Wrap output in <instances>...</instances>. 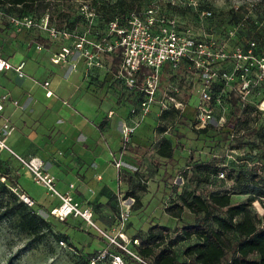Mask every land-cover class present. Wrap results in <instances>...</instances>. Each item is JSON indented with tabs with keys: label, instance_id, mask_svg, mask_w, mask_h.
<instances>
[{
	"label": "rangeland",
	"instance_id": "374dc122",
	"mask_svg": "<svg viewBox=\"0 0 264 264\" xmlns=\"http://www.w3.org/2000/svg\"><path fill=\"white\" fill-rule=\"evenodd\" d=\"M178 1L181 3L174 8L168 7L165 0H143L140 6L144 9L156 5L162 13L178 20L181 29L189 28L197 38H213L219 43L226 44L228 48L244 44L245 40L252 37L254 33L260 35V40L264 45V0ZM86 3L87 6L84 10L81 9V3L76 1L52 3L49 9L43 11L35 8L32 13L26 15L35 18L38 23L42 17L48 16L54 19L52 23H48L49 27L57 31H66L68 28L58 23L57 13L59 11L67 12L72 17L71 19L80 17L79 23L75 25L71 34L87 33L98 39V10L91 5L90 0ZM254 8H258L261 15H252L251 10ZM85 10L93 14L91 18L84 15ZM206 11L211 12V16L203 15ZM248 15L251 17L248 18ZM13 16H15L14 11L7 5L0 6V56L9 58L16 52H23L26 56L28 55V64H32L33 56L36 54L34 52L36 43L42 46V50L52 48L56 53H59L62 47L73 48L74 37H58L56 40L50 39L48 42L45 33L38 28L16 32L9 24V18ZM251 24L255 28L251 27ZM38 36L47 42L38 43L37 38H40ZM40 56H47L46 51ZM111 56L102 55L101 63L110 64ZM18 57L20 55L15 54L14 59L16 60ZM79 61L77 54L70 64H79ZM44 64H49L48 56ZM116 70L115 68V73ZM166 71L164 70L160 80L158 98L162 96L163 92L168 93L176 88L178 90L177 99L183 105V109L180 111L182 115L171 120L161 121L158 116L148 114L139 121V124L142 123L143 126L147 125L149 128L148 147L140 149L137 153L139 158L133 159L136 160V163L132 162V174L136 178L132 179V189L128 191L123 185L122 192L119 190L118 194L120 199L125 201V205L133 203L129 201L131 200L128 197L129 194H133L139 199L132 205L128 222L121 226L118 221L119 202L113 211L104 213L100 211L99 214L98 203L94 199L89 202L94 211L92 221L97 227L101 228L102 225L96 217L107 220L109 217L114 218L112 226L108 227L106 232L112 237L121 230L128 241L135 238L137 232L143 233L155 224L167 228L172 233L173 229H179L194 221V217L188 211H184L180 219H175L166 213L172 202L176 201L177 193L182 188L194 190L204 196L215 189L229 190L231 203L237 204L247 198V194L240 193L249 192L252 177L264 174V112L253 108L250 110V114L240 116L237 109L238 100L231 94L224 102L226 112L222 113L224 116L223 125H220L221 115L217 114L209 124V130L197 133L191 129L187 117H191L198 103L199 79L183 66L176 71ZM55 82L57 83V81ZM102 82L99 80L95 82L98 91H103V94L98 93V105L103 101L102 109L105 111L110 107L118 109L119 104L122 107L127 102V91L118 84L108 83L109 85L106 86V82ZM106 92L113 96L108 97ZM132 102L134 104V100ZM255 110L256 113H254ZM151 111L158 110L153 106ZM135 121L137 118H133V122L126 125H133ZM158 126L165 128L166 132L159 134ZM57 127L60 126L57 125ZM227 130L229 133H225ZM160 135L168 137L172 144L176 145L171 160L160 158L156 154L157 144L161 139ZM225 135L228 136L225 137ZM58 136V132H55L54 141L57 138L59 141ZM53 143L49 149L52 148L53 151H56L59 146L58 144L53 146ZM129 144L123 148V163H125L123 157L128 151ZM6 153L5 155L0 154V173L5 172L10 178H13L22 164L17 158ZM25 159L27 158L23 160ZM125 164L129 169V163ZM204 164L223 169L220 173H223L224 177L219 178V173L217 178H209V184L200 181L199 178H202L203 175H199L196 170L197 166ZM241 177H243V183L239 184L238 180ZM22 182L34 194L39 195L40 203L48 201L56 202V206L59 205V203L57 204L58 199L50 196L46 188L34 185L25 175L22 177ZM1 185L5 186V191ZM15 190L20 192L18 187L10 186L8 180L0 178V264H6L9 260L11 264H91L88 260L93 254L99 252L98 250H107L112 254L118 253V250L109 245L107 239L98 237L96 230L81 219H71L63 224L53 218L48 211H40L36 205L33 207L21 205ZM24 206L27 210L34 211L48 224L39 237L35 238L20 229L19 214ZM7 208L10 209L9 212L5 210ZM252 208L259 216L263 214L258 202H254ZM172 234L174 235V233ZM117 240L121 239L117 237ZM194 242H196L194 237L188 240H179L173 250L180 255L187 246ZM127 247L133 251L132 243H128ZM133 260L127 254L123 256V261L126 264H138ZM98 264H110V258L107 257Z\"/></svg>",
	"mask_w": 264,
	"mask_h": 264
},
{
	"label": "built area",
	"instance_id": "2783aa9c",
	"mask_svg": "<svg viewBox=\"0 0 264 264\" xmlns=\"http://www.w3.org/2000/svg\"><path fill=\"white\" fill-rule=\"evenodd\" d=\"M165 1L174 6L181 3L178 0ZM80 3L81 9L84 10L87 3ZM84 15L91 18L93 14L85 10ZM203 15L209 17L211 12L206 11ZM9 24L16 32L38 28L53 40L58 37H74L72 49L62 47L59 53L52 56L51 62L55 65L66 63L68 56L78 53L84 60L87 71L100 69L102 55L119 52L121 58L115 78L126 90L139 92L140 100L130 109V115L137 118V121L133 125L123 126L121 130L123 147L117 157H112L113 166L117 171H121L123 167L124 146L130 143L139 121L150 114L154 105L158 107V114L163 110L181 111L183 109L182 103L177 99L176 88L168 93L163 92L158 98L159 84L164 70L176 71L183 66L199 79L198 103L194 109L192 122V128L196 132L207 129L217 114L221 115L220 125H223L222 113L226 112L224 102L231 94L238 100L240 113L247 105L264 112V55L256 52L257 46L254 41H246L240 46L228 48L226 44L219 43L213 38H197L189 28L181 29L178 20L162 13L156 5L133 11L129 14L124 26H119L116 21H112L108 26V35L100 42L90 40L87 33L74 35L66 31H57L49 27L48 16L42 17L39 23L31 16H13L9 18ZM36 50L41 51L42 46L38 44ZM24 66V62H19L13 67L7 60L0 57V72L13 69L18 78H23ZM48 85V82L43 83L44 87ZM46 95L51 96V92H47ZM8 100H10L8 95L0 97V117H2L3 104ZM11 102L17 105V102ZM10 129L9 119L2 117L0 149L10 151L5 143V137L10 133ZM18 159L30 171L35 183L46 188L50 196L59 200V205L49 213L53 218L58 221L69 217L81 219L94 228L101 237L107 239L110 246L120 249L137 262L143 263L127 247L128 243L138 245L137 239L127 241L121 230L112 237L99 229L92 221V210L82 208L68 192L64 194L59 192L55 187L54 178L43 170L41 162H36V159L29 161L19 157ZM223 177V173H220L219 178ZM69 187L72 189L73 186ZM15 191L23 204L28 207L35 205L33 199L26 193L21 190ZM129 201L134 202L133 199ZM132 205L133 203L125 205V201L119 199L118 221L121 226L128 222ZM117 237L121 239V242L117 240ZM107 257L110 258V264H125L121 256L109 253L107 250L97 252L91 264H97Z\"/></svg>",
	"mask_w": 264,
	"mask_h": 264
},
{
	"label": "crops",
	"instance_id": "0c3cea01",
	"mask_svg": "<svg viewBox=\"0 0 264 264\" xmlns=\"http://www.w3.org/2000/svg\"><path fill=\"white\" fill-rule=\"evenodd\" d=\"M46 39L49 40L48 37ZM37 45H34L36 54L32 64H28V55L23 52H16L9 58L0 56L13 67L19 62L25 63L23 78H18L13 69L0 72V97H10V100L3 104L2 117L8 118L11 126L10 133L5 137L6 146L11 152L0 149V154L5 155L8 152L17 159L27 158L25 161L36 159V162L42 163L43 170L54 178L55 187L59 192H68L82 208L92 210L89 202L94 199L98 203V214L100 211L111 212L118 205V194L119 190L122 192L123 185L128 191L132 189V162L136 163L133 159L139 158L137 153L140 149L148 147L149 128L142 123L138 124L128 151L123 157L130 168L123 163L121 172L113 166L112 157H117L123 147L121 130L124 125L133 122L130 109L135 106L132 102L137 99L135 92L126 90L119 83L111 64H102L100 69L87 71L84 60L80 57L79 64H70L78 54L73 53L68 56L66 63L55 65L51 58L56 52L52 48L38 51ZM44 51L47 53L49 64H44L47 56H40ZM15 54L20 55L16 60ZM98 80L105 81L106 83H102L106 86L108 83H115L125 89L128 93L127 102L122 107L119 104L118 109H102L103 101L98 105V93L103 94V91H98L95 85ZM44 82H48V87L43 86ZM47 92H51V96L48 97ZM135 94L140 100V95ZM107 95L113 96L111 93ZM11 101L17 102V105ZM154 107L158 110L157 105ZM149 115L158 116V111H151ZM55 132H58L59 141L58 138L54 141ZM160 137L169 139L162 135ZM52 143L53 146L58 144L59 149H49ZM24 175L34 185L41 186L35 183L30 171L22 164L15 176L16 187L30 196L40 211L50 213L57 207L56 202L40 203L39 195L34 194L22 182ZM70 185L73 186L72 189ZM92 212L94 215L93 210ZM71 219L78 218L69 217L66 222ZM96 219L102 225L98 228L108 231L107 228L112 226L114 218Z\"/></svg>",
	"mask_w": 264,
	"mask_h": 264
},
{
	"label": "trees",
	"instance_id": "16d2710c",
	"mask_svg": "<svg viewBox=\"0 0 264 264\" xmlns=\"http://www.w3.org/2000/svg\"><path fill=\"white\" fill-rule=\"evenodd\" d=\"M66 1L86 3V1L89 0H0V6L7 5L14 11L15 16L21 17L32 13L35 8L44 11L49 9L52 3H66ZM142 1L143 0H90L91 5L98 10V39L87 34L88 38L94 42H100L108 35V26L112 21H116L119 26H124L130 13L142 9L140 6ZM167 5L170 8L176 7L170 4ZM251 13L252 15H261L258 8L252 9ZM247 17L250 18L251 16L248 15ZM71 18L72 17L67 12L59 11L57 13L58 23L67 27L68 29L66 32L68 31L69 33L73 31L75 25L80 21V17L75 19ZM53 21V18L48 17V23H52ZM251 27L255 28L252 24ZM260 39V35L254 33L252 37L246 39L245 42L254 41L257 46L256 52L264 55V45ZM37 42L43 44L47 41L40 37L37 38ZM111 57V69L115 71V68L117 69L120 64L121 55L119 52H116L112 54ZM135 93L139 94V92ZM135 93L134 95L137 99L134 105H137L139 98ZM253 108L256 107L247 105L243 112L240 113V107L237 105L240 116L250 114V110ZM254 113H256V110ZM180 114L182 115L178 110L168 109L159 112L158 117L161 121H167L174 117H179ZM184 116L187 117V115ZM193 117L194 113L191 117H187L192 130ZM209 128L210 125L204 131L197 133H204L209 130ZM157 132L163 134L166 130L158 126ZM225 133H229V131L227 130ZM227 136L228 135H225V137ZM175 146L172 144L171 140L163 137L157 144L156 154L160 158L171 160L175 152ZM222 170L221 168L218 169L204 164L197 166L196 171L199 175H203L202 178L198 176L200 181L209 184V178H217ZM119 176L121 175L119 174ZM133 176L132 174L130 179L135 180L136 177ZM0 178L8 180L10 186H16L15 177L10 178L7 173L2 172L0 173ZM238 183H243V177L238 180ZM1 187L4 191L6 190L4 185H1ZM178 192L176 201L172 202V205L166 210V213L175 219H180L182 213L188 211L194 217V221L179 229H173L172 233H174V235L167 228L157 224L150 226L143 233L137 232L133 239H137L139 243L138 245L132 244V252L139 257L143 263L264 264V174L252 177L249 192L240 193L247 194V198L243 202L237 204L231 203V193L229 190L225 189L211 190L208 192L207 196L198 194L194 190H189L187 188H182ZM128 197L133 199V203L139 201L138 197L133 194H129ZM254 202L260 204L263 210L261 216L253 210L252 204ZM22 204L21 202V205ZM25 206L19 214L20 229L35 238L39 237L42 234V230H44L48 224L34 211L27 210ZM5 210L8 212L10 211L8 208ZM6 211L4 213H6ZM61 222L65 224L66 220ZM103 231L107 232L106 229ZM97 235L101 237L98 232ZM192 237L196 239V242L187 246L182 254L178 255L174 252L173 247L179 240H188ZM119 241L121 242V240ZM116 250H118V253L115 254L121 256L123 259L125 253L120 249ZM96 254L97 253L93 254L88 261L91 262ZM130 259L133 260L131 257ZM6 264H11V261L9 260Z\"/></svg>",
	"mask_w": 264,
	"mask_h": 264
}]
</instances>
